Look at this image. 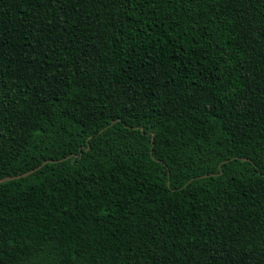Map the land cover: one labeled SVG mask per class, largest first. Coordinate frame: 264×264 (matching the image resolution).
Returning a JSON list of instances; mask_svg holds the SVG:
<instances>
[{
	"label": "trees",
	"instance_id": "16d2710c",
	"mask_svg": "<svg viewBox=\"0 0 264 264\" xmlns=\"http://www.w3.org/2000/svg\"><path fill=\"white\" fill-rule=\"evenodd\" d=\"M41 164L0 264H264V0H0V179Z\"/></svg>",
	"mask_w": 264,
	"mask_h": 264
},
{
	"label": "water",
	"instance_id": "95a60500",
	"mask_svg": "<svg viewBox=\"0 0 264 264\" xmlns=\"http://www.w3.org/2000/svg\"><path fill=\"white\" fill-rule=\"evenodd\" d=\"M51 161H53V160H51ZM47 162H48V160L44 161L43 164H45ZM40 166H42V164L39 165L38 167H35V168L31 169V170H28V171L24 172V173L3 177V178L0 179V182L13 180V179H17V178H21V177L27 176V175L31 174L32 172L36 171Z\"/></svg>",
	"mask_w": 264,
	"mask_h": 264
}]
</instances>
